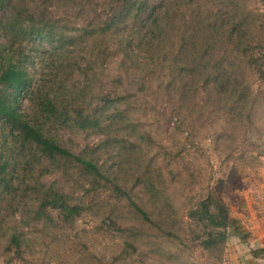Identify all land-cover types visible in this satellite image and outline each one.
<instances>
[{"label":"rangeland","instance_id":"1","mask_svg":"<svg viewBox=\"0 0 264 264\" xmlns=\"http://www.w3.org/2000/svg\"><path fill=\"white\" fill-rule=\"evenodd\" d=\"M122 1L36 4L43 14L77 34V29L90 31L104 23ZM174 5L178 29L164 41L161 31L149 34L150 45L140 44L139 68L123 63L116 42H95V49L108 52L101 64V81L89 87L88 96L125 97L121 106L151 138L141 143L123 129L100 150L105 138L97 133L56 126L51 130L70 152L114 169L111 176L150 221L128 201L119 200L112 185H93L83 170L66 171L33 155L21 164L17 193L0 199V264H264V0H174ZM198 7L204 10L202 20L212 44L208 41L200 53L196 49L182 65L179 50L186 46L182 47L180 30L197 32L202 21L195 19ZM9 33L0 27V43L10 38ZM117 33H132L131 25H122ZM91 45L92 39L85 40L65 58L47 44L23 45L36 96L33 102L23 101L22 112L31 115L39 95L77 93L85 83L81 67L91 56ZM15 47L19 52L18 43ZM202 57V67L215 70L212 77L176 76L178 66L189 64L186 72L197 71L194 66ZM219 67L235 74L230 83L228 79L221 83L226 77L216 80L219 73L225 74ZM247 86L251 94L243 101L237 94ZM38 114L42 116L32 115L34 123L43 120ZM123 139L137 141V148ZM125 147L136 151L129 155ZM148 179L155 185L154 193L143 183ZM40 182L53 185L71 204L83 208L73 223L62 221L53 209H48L53 224L32 220L29 212L40 203L33 189L36 193ZM210 195L228 208L232 223L225 243L205 249L203 241L212 229L191 213ZM16 231L24 234L21 256L7 248Z\"/></svg>","mask_w":264,"mask_h":264},{"label":"trees","instance_id":"2","mask_svg":"<svg viewBox=\"0 0 264 264\" xmlns=\"http://www.w3.org/2000/svg\"><path fill=\"white\" fill-rule=\"evenodd\" d=\"M39 1L41 0H0L2 14L0 27L8 29L10 32L8 34L10 38H7L5 43H0V199H5L6 195L17 193L22 180L19 175L21 164L28 157L32 158L33 155L38 154L46 157L54 165L62 166L66 171L70 167L83 170L92 177L93 185H112L119 200L128 201L145 221H150L148 214L132 200L120 181H116L111 176L116 172L113 171L114 169L107 167L105 163L100 164L99 161H93L70 152L52 136L51 130L53 126H56L97 133L105 138L103 144L99 145L100 150L109 146L112 137L116 135L115 131L123 129L128 134L137 136L141 143H146L151 138L148 137L146 131L139 129L141 125L138 121H133L134 118L131 117L130 111L121 106L126 101L125 97L117 96L111 99L108 94L102 97L88 96L89 87L91 86L93 89L98 84L97 82L101 81V64L104 63L105 53L108 52H100L95 49V42L100 40L101 42L106 40L116 42L117 49L115 50L122 55L123 63H129L131 67L139 68L140 44L146 42V46H149L147 41L155 31H161V40L164 41L167 39V34L178 29L174 18L176 16L174 0H167L166 4L155 3L151 0H123L121 5L117 4L118 7L114 15L104 23L94 26L90 31L84 27L77 29V34L72 33V29L61 26L49 18L47 12L43 14L40 11L41 7L36 4ZM31 4H36L33 9ZM203 14V8L198 7L195 19L202 20ZM204 22L205 20L201 21L195 34L189 35L185 29L180 30L183 37L181 40L185 42V44L182 43V47L186 46V49H178L181 53L182 65L185 57L195 56L196 49V53H200L208 41L209 45L212 42L210 38L208 40L210 33L205 29ZM122 25L123 28L131 25L132 33L128 35L117 33L120 32ZM132 26L135 30H132ZM86 36L88 39H85ZM90 39H92L91 56L86 65L81 67L85 83L78 92L67 91L64 93V91H60L52 95H39L34 103L33 113L31 115L24 114L22 112L23 101L29 98L33 102L36 88L32 85L28 58L27 55L25 56L22 46L31 44L42 47L47 44L58 55L65 58L74 52L72 48L76 50V47H79L82 42ZM191 41L192 45L189 46ZM15 43L19 45V52L16 51ZM131 44H136L138 49L136 46L131 47ZM178 50L174 54H180L177 53ZM191 52L194 54L190 55ZM66 60L68 61L69 58ZM204 60L203 57L200 58L194 66L197 71L186 72L191 67L189 64L186 67L178 66L179 71L176 76L182 80H184V76H188V73L189 78H191V74L200 78H203V75L212 77L215 70L204 69L202 67ZM224 71L225 74L220 75L219 73L216 80L226 77L221 83L226 84L224 81L227 79L230 83V79H233L235 74L226 73V69L223 68L219 72ZM234 83L233 80L232 84L234 85ZM250 94V87L247 86L243 90H239L237 95L244 101L245 95L250 97ZM234 95L236 96L235 91ZM38 113L43 114V120L40 123H34L32 121L34 115L38 118L42 116ZM122 141L129 144L131 148L138 146L136 145L137 141L132 142L127 139ZM127 147H125V150H128L127 154L133 155L136 149ZM143 183H145L148 192L156 191L151 179ZM37 187L36 193L33 189V194L38 197L40 203L35 210L29 212L32 220L43 224H53V217L48 213V209H53L59 212L62 221L73 223L82 212L81 206L71 204L69 197L53 185L47 186L40 182ZM15 215L16 213L13 216ZM191 217L212 229L203 241L205 249H211L227 241L232 219L228 208L220 199L210 195L199 203L197 209L191 213ZM24 246L23 233L16 231L10 235L8 251H14L15 254L21 256Z\"/></svg>","mask_w":264,"mask_h":264}]
</instances>
